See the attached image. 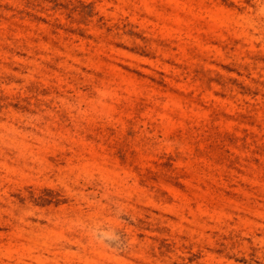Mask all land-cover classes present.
<instances>
[{
  "label": "rangeland",
  "instance_id": "374dc122",
  "mask_svg": "<svg viewBox=\"0 0 264 264\" xmlns=\"http://www.w3.org/2000/svg\"><path fill=\"white\" fill-rule=\"evenodd\" d=\"M0 264H264V0H0Z\"/></svg>",
  "mask_w": 264,
  "mask_h": 264
}]
</instances>
